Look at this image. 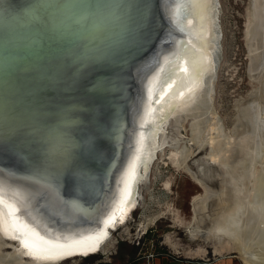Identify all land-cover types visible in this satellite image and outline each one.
<instances>
[{
  "label": "bare ground",
  "instance_id": "1",
  "mask_svg": "<svg viewBox=\"0 0 264 264\" xmlns=\"http://www.w3.org/2000/svg\"><path fill=\"white\" fill-rule=\"evenodd\" d=\"M26 1L3 5L0 0V22ZM162 10L168 24L187 40L167 35L160 44L162 51L153 52L136 70L131 138L122 164L113 171V182L101 193L79 186L78 171H89L86 166L64 161L61 169L53 168L57 158L66 159L62 149L73 154L71 147L60 148L56 142L48 144L46 164L17 169L26 155V160L40 156V141L19 131L24 138L29 136L26 145L31 144L21 152L23 143L17 131H11L14 126L0 128V240L21 239L14 252L0 254V264H28L26 258L32 264H61L105 252L112 231L128 223L139 205L140 186L167 143L168 125L188 118L194 120L193 142L201 149L211 147L209 158L225 172L231 188L222 194L220 212L209 231L215 252L236 253L243 264H264V0H251L246 28L250 75L261 86L241 108L230 135L223 132L212 104L222 38L219 0H163ZM133 16L120 13L110 19L122 28ZM154 54L160 59L151 68ZM237 144L242 156L232 165L230 156ZM175 149L172 164L187 170L189 155ZM83 160L88 161L86 156ZM258 162L262 169L251 174ZM71 169L76 176L70 175Z\"/></svg>",
  "mask_w": 264,
  "mask_h": 264
},
{
  "label": "water",
  "instance_id": "2",
  "mask_svg": "<svg viewBox=\"0 0 264 264\" xmlns=\"http://www.w3.org/2000/svg\"><path fill=\"white\" fill-rule=\"evenodd\" d=\"M162 1L27 0L0 22V128L14 126L21 152L31 148L21 130L35 135L42 148L38 157L26 160V155L17 169L46 164L48 144L56 142L73 154L62 149L66 159L57 158L53 168L76 161L89 170L78 171L80 187L101 193L113 182L133 129L136 70L162 51L167 35L187 40L166 21ZM128 12L134 16L122 28L111 23ZM76 173L71 169V176ZM14 242L21 245L20 238Z\"/></svg>",
  "mask_w": 264,
  "mask_h": 264
},
{
  "label": "rangeland",
  "instance_id": "3",
  "mask_svg": "<svg viewBox=\"0 0 264 264\" xmlns=\"http://www.w3.org/2000/svg\"><path fill=\"white\" fill-rule=\"evenodd\" d=\"M219 2L221 60L212 104L223 132L230 135L238 124L241 108L261 85L252 79L249 71L246 28L251 0ZM193 122L192 118L181 123L170 122L166 131L167 143L158 153L147 181L140 186L139 205L128 223L112 231L106 251L61 264H128L152 254L243 264L236 253H216L215 244L209 237L220 212L222 194L231 188L225 183L228 179L225 172L209 158L211 147L206 144L201 149L193 142ZM207 133L204 127L205 138ZM238 144L230 156L232 165L242 156ZM175 146L189 155L187 170L172 164L170 157L176 152ZM261 169L262 163L258 162L252 165L251 174ZM13 246L19 245L0 240V254L14 252ZM24 260L32 264L28 258Z\"/></svg>",
  "mask_w": 264,
  "mask_h": 264
},
{
  "label": "crops",
  "instance_id": "4",
  "mask_svg": "<svg viewBox=\"0 0 264 264\" xmlns=\"http://www.w3.org/2000/svg\"><path fill=\"white\" fill-rule=\"evenodd\" d=\"M113 264V263H111ZM116 264V263H114ZM129 264V263H128ZM136 264H227L225 262H207L204 260L201 261H194V260H186L177 258L171 255H155L152 258L145 257L142 260H138Z\"/></svg>",
  "mask_w": 264,
  "mask_h": 264
},
{
  "label": "built area",
  "instance_id": "5",
  "mask_svg": "<svg viewBox=\"0 0 264 264\" xmlns=\"http://www.w3.org/2000/svg\"><path fill=\"white\" fill-rule=\"evenodd\" d=\"M154 256H155V255L152 254V255H149L148 258L150 259V258H152V257H154Z\"/></svg>",
  "mask_w": 264,
  "mask_h": 264
},
{
  "label": "trees",
  "instance_id": "6",
  "mask_svg": "<svg viewBox=\"0 0 264 264\" xmlns=\"http://www.w3.org/2000/svg\"><path fill=\"white\" fill-rule=\"evenodd\" d=\"M137 263V261H133V262H130L129 264H136Z\"/></svg>",
  "mask_w": 264,
  "mask_h": 264
}]
</instances>
